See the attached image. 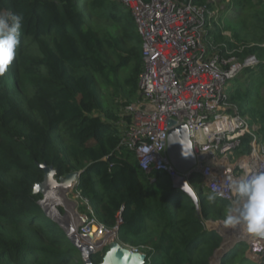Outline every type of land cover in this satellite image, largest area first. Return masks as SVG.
Wrapping results in <instances>:
<instances>
[{
    "label": "trees",
    "instance_id": "obj_1",
    "mask_svg": "<svg viewBox=\"0 0 264 264\" xmlns=\"http://www.w3.org/2000/svg\"><path fill=\"white\" fill-rule=\"evenodd\" d=\"M197 2L211 7L209 0ZM231 4L250 22L248 31L264 33V1ZM9 13L23 23L16 58L0 74V264H85L40 204L42 193L34 194L44 180L41 163L52 165L57 179L82 171L77 188L90 209L108 228L123 219L119 241L146 252L148 264H212L223 236L207 222L225 221L231 202L209 203L201 182L194 185L196 202L168 174L143 171L121 145L117 121L140 98L145 66L131 9L119 0H0V14ZM223 36L210 37L239 61L259 60L230 81L228 95L264 139V34L254 46L239 33ZM105 85L113 89L111 102ZM247 249L237 244L220 264H256ZM105 252L92 261L101 264Z\"/></svg>",
    "mask_w": 264,
    "mask_h": 264
},
{
    "label": "built area",
    "instance_id": "obj_2",
    "mask_svg": "<svg viewBox=\"0 0 264 264\" xmlns=\"http://www.w3.org/2000/svg\"><path fill=\"white\" fill-rule=\"evenodd\" d=\"M119 1L131 9L142 35L145 65L139 79L140 98L127 104L117 121L121 145L134 152L143 171L173 178L181 173L168 157L169 120L186 124L197 156L195 176L202 179L207 194L219 193L217 198L232 202L234 178L248 179L264 172L263 136L228 95L230 81L243 69L257 65V57L237 61L226 44L210 39V8L197 0ZM77 185L73 190L81 219L75 230L100 252L104 249L100 242L118 233L123 219L118 217L116 226L108 228ZM83 205L89 212L79 211ZM241 226L230 231L236 240H245L256 264H264V238H254Z\"/></svg>",
    "mask_w": 264,
    "mask_h": 264
},
{
    "label": "water",
    "instance_id": "obj_3",
    "mask_svg": "<svg viewBox=\"0 0 264 264\" xmlns=\"http://www.w3.org/2000/svg\"><path fill=\"white\" fill-rule=\"evenodd\" d=\"M169 126L172 129L169 132L168 138V157L173 167L181 173L172 178L173 186L187 193L197 202V193L191 185V180L195 176L194 166L197 164V156L193 148L192 140L190 138L188 126L186 124H177V121L173 119L169 120ZM183 151L184 153L189 155L184 156L182 154ZM200 158L204 160L206 159V155H201ZM39 166L44 171V180L34 186V194L41 193L47 182L52 181V179L54 180V178L57 179V171L52 165L41 163ZM81 172L82 171L72 172L64 177L58 178L57 180H60V182H62L65 187L71 186L75 182L77 184ZM185 182H188V185L183 189V185ZM43 201L44 200L41 199L40 204L44 208ZM44 210L51 218L54 219V215L51 211H48L45 208ZM55 220L64 228L66 234L68 235V238L73 242V244H75L80 249L85 264H95L92 261L93 255L97 253L95 247L84 242L75 228L70 226L68 222H65L61 219ZM222 222L223 221L219 220V222L217 223ZM208 226L210 230H217L223 236V243L221 247L216 250L215 254L211 258L212 264H214L216 259L218 260V264H220L222 258L227 257L228 252L231 249H233L237 244L245 241L235 240L229 245L227 243L229 240L228 234L222 232V230L218 226ZM117 234V232H114V236L112 238H105L100 242L103 247H107V251L105 252L101 264H148L150 262L148 255L145 252L131 250L130 247L119 241V239L117 238ZM247 257L258 263L250 253H247Z\"/></svg>",
    "mask_w": 264,
    "mask_h": 264
},
{
    "label": "clouds",
    "instance_id": "obj_4",
    "mask_svg": "<svg viewBox=\"0 0 264 264\" xmlns=\"http://www.w3.org/2000/svg\"><path fill=\"white\" fill-rule=\"evenodd\" d=\"M233 12L235 13L234 10ZM22 23L23 17L21 15L11 13L7 15L0 14V74H3V72L7 70V67L16 58L17 49L21 42ZM228 38L232 40V37ZM182 154L184 156L189 155L184 153V151L182 152ZM187 185L188 182H185L183 185V189ZM230 188L235 199L225 209L226 226L237 227L242 225L247 234L254 237L264 238V172H256L255 174H252L248 179L234 178L231 181ZM219 195V193L208 195V202L214 203ZM105 248L107 247H104V249ZM230 251L228 252V254L230 253ZM148 258L150 260L149 256Z\"/></svg>",
    "mask_w": 264,
    "mask_h": 264
},
{
    "label": "rangeland",
    "instance_id": "obj_5",
    "mask_svg": "<svg viewBox=\"0 0 264 264\" xmlns=\"http://www.w3.org/2000/svg\"><path fill=\"white\" fill-rule=\"evenodd\" d=\"M254 1L257 4H259L260 2V0H254ZM209 2L211 3L210 14H209L210 16L209 35L210 36H213V33L220 31L222 33V36L224 35L223 36L224 39L227 40L229 39L228 37L233 38L235 33H239L241 38L243 40H246L252 46L258 45L261 43V40L259 38L264 33L261 31V29H258L255 33L248 31V28H246V25H247L246 22L248 23L250 22L244 19L243 17L244 14L238 15V13L233 12L231 0H209ZM263 14H264V10H263ZM105 26L106 25L101 24V27H103V29L106 28ZM210 39H212V37H210ZM140 45L138 46V48H141L142 45L141 46ZM235 59L237 61L240 60L237 57H235ZM103 88L104 89L102 93L105 99L108 102H111L112 101L111 98H113L111 96L112 95L111 93L113 91L112 87L105 85ZM116 100L120 102L119 98H116ZM158 174L159 173L154 172V175H158ZM163 175H165V173ZM201 181L202 179L199 177V175H196L191 180V184L198 185L200 184ZM64 189H65V186L62 182H60V180H57L54 178V180L52 179V181L47 182L46 186L43 188L41 192L43 195L42 199L44 200L43 205L45 209L52 212V214L54 215L53 216L54 219H61L65 222H68L70 226L75 227L76 223L79 221L77 220L78 213L76 211V208H77L76 204H77L78 199L74 195L75 192L73 190V184L70 186V190L67 191L66 196L63 198ZM72 203L74 206L73 209L76 212L77 216H75V214H73L72 211L70 210V206ZM79 211H81L82 213L89 212L88 209L84 205L80 207ZM222 223H224V221ZM216 224L219 226L221 223L219 224L217 222H213L212 220L207 222V225L216 226ZM231 239H232V242L235 241L236 234L232 235ZM104 250L106 251L107 248H105Z\"/></svg>",
    "mask_w": 264,
    "mask_h": 264
},
{
    "label": "bare ground",
    "instance_id": "obj_6",
    "mask_svg": "<svg viewBox=\"0 0 264 264\" xmlns=\"http://www.w3.org/2000/svg\"><path fill=\"white\" fill-rule=\"evenodd\" d=\"M68 190H70V186L65 187V189H64V191H63V194H64L63 198L66 196ZM71 211H72L73 214H75V216H77V215H76V212H75L74 209H73V206H72V208H71ZM78 216H79V218H78ZM78 216H77V220H78V219H81V217H80L79 214H78ZM79 221H80V220H79ZM79 221H78V222H79ZM78 222H77V223H78ZM77 223H76V224H77ZM225 226H226V224H220L218 227H219L221 230L224 231V227H225ZM241 228H242V226H241ZM230 229H231V228H230ZM227 243L230 245V244L232 243V239H229ZM216 260H217V259H216ZM214 264H215V262H214ZM217 264H218V260H217Z\"/></svg>",
    "mask_w": 264,
    "mask_h": 264
},
{
    "label": "crops",
    "instance_id": "obj_7",
    "mask_svg": "<svg viewBox=\"0 0 264 264\" xmlns=\"http://www.w3.org/2000/svg\"><path fill=\"white\" fill-rule=\"evenodd\" d=\"M201 184H203V181H201ZM193 186H194V185H193ZM72 206H73V203H72L71 206H70V210H71ZM73 208H74V206H73ZM78 218H79V217H78ZM78 220H80V219H78ZM230 230H231L230 227H228V226H225V227H224V232L227 233V234L229 235V239H231V236H232V235H235L234 231L231 232ZM215 264H217V260L215 261Z\"/></svg>",
    "mask_w": 264,
    "mask_h": 264
}]
</instances>
